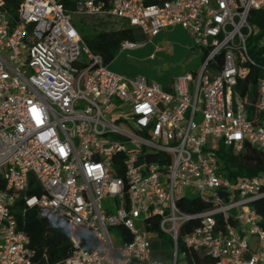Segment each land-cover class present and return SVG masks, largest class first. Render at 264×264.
Instances as JSON below:
<instances>
[{"label":"built area","instance_id":"obj_1","mask_svg":"<svg viewBox=\"0 0 264 264\" xmlns=\"http://www.w3.org/2000/svg\"><path fill=\"white\" fill-rule=\"evenodd\" d=\"M150 1L80 0L74 12L113 17L150 39L184 30L200 63L167 88L111 71L57 0H19L16 19L0 0V264H32L28 237L10 214L19 199L65 223L73 250L58 264H163L150 258L153 217L172 240L170 264L181 227L192 222L183 257L264 264V229L252 207L264 198V172L232 181L217 155L220 146L240 153L245 143L264 153V63L248 47L259 31L251 11L264 12V0ZM144 45L125 41L120 50ZM252 70L253 102L249 83L238 90ZM249 106L258 119H248ZM36 187L40 196L27 194ZM191 190L208 208H178ZM120 226L129 241L112 235Z\"/></svg>","mask_w":264,"mask_h":264},{"label":"trees","instance_id":"obj_2","mask_svg":"<svg viewBox=\"0 0 264 264\" xmlns=\"http://www.w3.org/2000/svg\"><path fill=\"white\" fill-rule=\"evenodd\" d=\"M62 4L67 13L75 15L76 4L80 0H57ZM105 5H108L109 0H103ZM157 0H152L148 3H156ZM19 0H6V8L13 16L17 18V8ZM78 16V15H77ZM88 17H109L103 15H91ZM71 19V18H70ZM118 20V19H117ZM120 21V20H119ZM72 22V21H71ZM83 26L76 28L85 45L94 53L99 54L104 64L111 63L115 58L117 52L120 50L122 42H144L145 36L139 29L124 25L117 29L96 31L89 27L84 19L79 20ZM250 22L255 24L259 31L249 39L248 47L250 55L257 61L264 63V47L260 45V37H264V12L259 10L251 11ZM259 73L257 70H252L251 74L239 82L238 90L241 94L247 89V83L251 85V92L249 100H255L256 81ZM172 80V78H171ZM155 81V80H154ZM171 83V82H170ZM167 88V87H165ZM260 115L256 114L249 106L247 107V117L250 120L258 119ZM219 159L223 164V171L225 177L235 181L243 176H254L264 172V153L257 151L249 144H244V150L240 153H234L230 148L220 146L217 153ZM28 195L35 194L40 196L41 189H29ZM178 208L184 212L203 211L208 208V205L197 198H181L177 201ZM255 212L260 216V226L264 229V198L259 199L252 204ZM11 216L15 219L17 231H21L28 237V250L30 252V261L32 264H58L67 258L72 250V244L68 236L67 227L64 222L55 220L35 207H27L23 204L21 199L17 200L10 209ZM196 225L195 222L187 223L180 229L177 239V251L182 253L184 251L181 237L189 232L192 227ZM111 232L122 237L123 241H129L131 236L123 227H115L110 229ZM146 231L150 236L157 238H165L166 236L160 232L158 228V218L153 217L149 224L146 225ZM83 244L87 247L93 246V240L82 237ZM168 243L172 246L171 238H167ZM183 259L185 264H213V260L209 257L199 256L196 252L187 253Z\"/></svg>","mask_w":264,"mask_h":264},{"label":"rangeland","instance_id":"obj_3","mask_svg":"<svg viewBox=\"0 0 264 264\" xmlns=\"http://www.w3.org/2000/svg\"><path fill=\"white\" fill-rule=\"evenodd\" d=\"M68 14L71 18V21L75 23L76 28L83 26V24L79 22L80 18L84 19V22H86V24L89 27H92V29L96 31H99L101 29H105V30L117 29L124 25L123 22L113 17H88L86 15H81L77 13H75V15L70 14V13ZM166 37L167 36H165L164 39L171 41L173 44L172 51L170 53L165 54L160 50H156L155 60L150 59L148 54L154 51V46H153V43L150 41V38L148 36H145V39L143 41L146 44H148L145 47L139 50H136V51H129L127 49H122L117 52L118 55L117 54L116 55L119 56L118 57L119 60L123 58H127V57L131 58V61L129 63V67L127 68V70H119L116 68L117 67V64H116L117 57L112 61L109 69L113 72L123 71L122 75H124L127 78H130L136 73L142 76L153 77L156 80V82L160 84V82L158 81H161L160 80L161 75H166L165 77L169 76L168 81H170L171 80L170 78H172L173 76L184 73L188 71L189 69L191 70L192 67L195 68L198 62L200 63V59H201L200 52L197 50H194L191 52V41L188 36H186L184 33L178 32V33L172 34L171 36L167 38ZM162 63H166L168 65V71L163 69L164 71H166V72H163ZM195 70H192V71H195ZM186 196L189 199H193L197 197V192L195 190H191L189 193H187ZM102 205L104 207L109 206L110 200L109 199L103 200ZM112 235L117 238L115 233L112 232ZM165 236L166 237L161 238V240L166 242L168 236L167 235ZM151 238L152 240H158L157 237L155 236ZM251 244L253 243L251 242ZM253 245H255V243ZM171 261H172V253H171V256H168L166 259H164L162 263L170 264ZM176 264H185V260L183 259V256L180 252L178 253Z\"/></svg>","mask_w":264,"mask_h":264},{"label":"crops","instance_id":"obj_4","mask_svg":"<svg viewBox=\"0 0 264 264\" xmlns=\"http://www.w3.org/2000/svg\"><path fill=\"white\" fill-rule=\"evenodd\" d=\"M178 32L179 33H184L186 36H188L187 33L184 30H182L179 26H174V27H171V28H167L166 30H162L156 36L152 37L150 39V41L153 43L154 51L150 52L148 54L149 58H150L151 55H154L153 60H155V57H156L155 51L156 50H160V51H162L165 54L170 53L172 51L173 44H172L171 41L164 39V37L165 36L169 37L172 34H175V33H178ZM190 41H191V39H190ZM146 45H148V44L145 43L144 46L136 48V49H132V50H129V51L139 50V49L145 47ZM194 50H197V49L194 48V46H193V44L191 42V52L194 51ZM117 55L115 56V58L117 57V61H116L117 67L116 68L119 69V70H127V68L129 67V63L131 61V58L127 57V58H123V59L119 60V58H118L119 56H117ZM111 63L107 64L108 68L110 67ZM162 65H163L162 66V70H163V68H167L166 71H168V65L166 63H162ZM198 66H199V62H198V64H196L195 68L192 67L191 70L189 69L188 71L195 70L196 67H198ZM166 71L163 70V72H166ZM188 71H186V72H188ZM114 72H116V71H114ZM122 72H116V73L119 74V75H122ZM137 75L138 74L136 73L135 75L131 76L130 78H133V77H135ZM122 76H124V75H122ZM165 76L166 75H161V77H160L161 81H158V82H160L161 86L168 87L170 85L171 80L168 81L169 80V76L168 77H165ZM144 77L149 79V80H155L153 77H148V76H144ZM151 237H153V236H151ZM157 239L158 240H152V238H151L150 258L153 259V260H158V261L162 262L168 256H171V246L168 243V241L165 242V241L161 240V238H157ZM251 242L253 244L255 243V245L251 244ZM257 243H258L257 238L253 237V238L250 239V247L252 249H254L257 246ZM166 264H169V263H166Z\"/></svg>","mask_w":264,"mask_h":264},{"label":"bare ground","instance_id":"obj_5","mask_svg":"<svg viewBox=\"0 0 264 264\" xmlns=\"http://www.w3.org/2000/svg\"><path fill=\"white\" fill-rule=\"evenodd\" d=\"M164 70H166L167 68H163Z\"/></svg>","mask_w":264,"mask_h":264}]
</instances>
